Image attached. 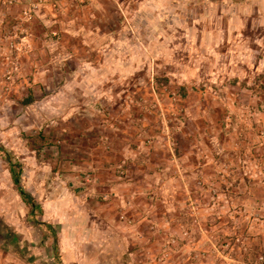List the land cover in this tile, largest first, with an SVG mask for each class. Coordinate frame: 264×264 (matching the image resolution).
Here are the masks:
<instances>
[{
    "label": "rangeland",
    "instance_id": "obj_1",
    "mask_svg": "<svg viewBox=\"0 0 264 264\" xmlns=\"http://www.w3.org/2000/svg\"><path fill=\"white\" fill-rule=\"evenodd\" d=\"M0 264H264V0H0Z\"/></svg>",
    "mask_w": 264,
    "mask_h": 264
},
{
    "label": "trees",
    "instance_id": "obj_2",
    "mask_svg": "<svg viewBox=\"0 0 264 264\" xmlns=\"http://www.w3.org/2000/svg\"><path fill=\"white\" fill-rule=\"evenodd\" d=\"M12 173H13V178H14V180H15V182L16 183H18L19 182V175L15 172V170H12Z\"/></svg>",
    "mask_w": 264,
    "mask_h": 264
},
{
    "label": "crops",
    "instance_id": "obj_3",
    "mask_svg": "<svg viewBox=\"0 0 264 264\" xmlns=\"http://www.w3.org/2000/svg\"><path fill=\"white\" fill-rule=\"evenodd\" d=\"M13 169H11V171H12ZM18 186L20 185V183L18 182V183H16ZM19 189L21 190V194L23 195V197H25L26 198V195H27V193L23 190V188L22 187H20L19 186Z\"/></svg>",
    "mask_w": 264,
    "mask_h": 264
}]
</instances>
